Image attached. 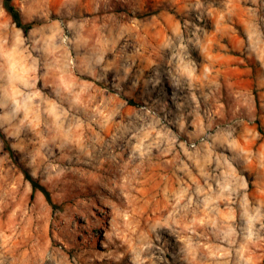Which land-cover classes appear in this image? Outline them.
Returning <instances> with one entry per match:
<instances>
[{
	"label": "rangeland",
	"instance_id": "rangeland-1",
	"mask_svg": "<svg viewBox=\"0 0 264 264\" xmlns=\"http://www.w3.org/2000/svg\"><path fill=\"white\" fill-rule=\"evenodd\" d=\"M14 5L0 264H264V0Z\"/></svg>",
	"mask_w": 264,
	"mask_h": 264
},
{
	"label": "trees",
	"instance_id": "trees-1",
	"mask_svg": "<svg viewBox=\"0 0 264 264\" xmlns=\"http://www.w3.org/2000/svg\"><path fill=\"white\" fill-rule=\"evenodd\" d=\"M4 8L6 12L11 16L13 23L15 26L22 31H24L25 34H28L30 31L38 28L40 26L37 22L32 23H24L22 20L21 12L19 9L14 5V0H4ZM152 14V13H151ZM260 131L262 129L260 128ZM0 139L2 140L4 144V150H6L11 158L15 161V164L18 165V167L22 170V173L25 177V180L30 183L32 187V194L31 199H34L36 194L38 192L42 193L44 197L46 198L48 204L54 209H59L60 207L56 205L53 201L51 192L41 183V180L39 178L34 177L28 170L24 169L18 162L15 152L11 147V144L9 140L6 138L4 133L0 129Z\"/></svg>",
	"mask_w": 264,
	"mask_h": 264
}]
</instances>
